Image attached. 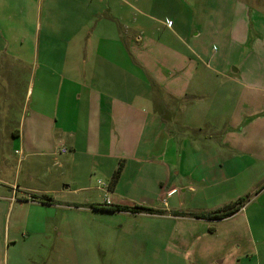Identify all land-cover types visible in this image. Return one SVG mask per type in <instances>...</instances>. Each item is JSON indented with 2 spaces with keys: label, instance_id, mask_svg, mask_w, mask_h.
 <instances>
[{
  "label": "crops",
  "instance_id": "obj_1",
  "mask_svg": "<svg viewBox=\"0 0 264 264\" xmlns=\"http://www.w3.org/2000/svg\"><path fill=\"white\" fill-rule=\"evenodd\" d=\"M191 3L0 0V138L12 136L14 152L30 165L24 180L16 175L12 195L24 201L17 204L20 208H52L41 212L38 225L29 226L33 232L18 221L0 228V264H145L138 256L144 243L172 255L164 264H222L202 245L187 262L170 250L177 227L192 237L213 220L175 215L184 208L167 196L189 188L195 194L186 211L208 212L222 206L198 207L192 201L234 192L229 198L234 202L260 183L264 52L256 57L246 35L222 41L219 52L208 49L205 27L213 15L206 4L195 11ZM214 33L220 40L218 28ZM253 53L256 62L250 60ZM250 64L259 67L250 69ZM203 67L214 72L220 85H202ZM194 74L199 78L193 85ZM8 141H0V148ZM62 148L66 151L59 152ZM121 164L120 178L113 183ZM91 170L110 178V184L87 186ZM255 170L262 172L255 173L259 179L252 186L221 192L222 186L237 185ZM95 190L101 192L100 200L93 199ZM45 194L57 202L33 200V195ZM107 197L111 205H144L162 213L91 206L104 205ZM11 198L0 195V201H11L9 222L15 208ZM245 206L217 223L241 217ZM112 213L164 220L169 240L159 243L152 232H129L123 224H112ZM238 224L254 237L246 218ZM54 232V246H43L37 260L28 256L29 235ZM97 247L103 257L96 255ZM248 260L246 247L230 264H250ZM160 262L156 257L147 264Z\"/></svg>",
  "mask_w": 264,
  "mask_h": 264
},
{
  "label": "rangeland",
  "instance_id": "obj_2",
  "mask_svg": "<svg viewBox=\"0 0 264 264\" xmlns=\"http://www.w3.org/2000/svg\"><path fill=\"white\" fill-rule=\"evenodd\" d=\"M191 2L195 11L198 9V6H200V3L206 4L208 14L213 15L212 19L214 21L209 23V26L205 27L207 28L206 35L208 49L219 52L224 46V42L222 41L227 40L230 36L246 35L250 36V40L252 41L250 44H252V51H255L256 57H259L264 52V0H191ZM219 5H221L222 8L216 7ZM168 24H170V22H168ZM193 28L195 27L193 26ZM215 28L219 29L220 40L217 38L218 35H215L214 33ZM253 55L254 53L252 56ZM253 57L254 58L250 60L256 62L257 58L255 56ZM257 67L259 66L256 64H250V69H255ZM259 73H261V69L259 70ZM200 76H202V78H206L205 82L202 81V85H220L218 81L219 78L215 76L213 71L207 68L203 67ZM252 77L258 76L252 75ZM198 78V75H193V85ZM16 108L19 110L20 107L17 106ZM248 123L249 121L246 122V125ZM16 126H18V123H16ZM241 127H243V125H241ZM4 140L9 141L7 144L5 143L4 147L0 148V179H2V182H0V195L8 197L12 196L11 200H14L12 201L15 203V208L13 212H10L12 213V217L9 222L10 215L7 214V211H9L7 205L11 201H0V228L3 226L7 227L9 223L12 227L13 225H16L15 222L18 221V225L33 232L29 226L38 225L42 221L43 213L41 212H44L45 210L51 211L52 208H42L31 205H24L21 208L18 207L20 205L19 203L23 202L22 204H24V201H18L20 198H17L16 196L13 197L12 184L15 183L16 175L19 173L23 180L26 178L30 165L27 159L23 160L22 155L14 152L12 148V136H10L9 139H6V137L0 138L1 142ZM256 172H259L260 174L262 171H250L247 178L243 179L241 183H237V185L226 184L222 186L223 189H221V192H229L232 187L231 192H233L236 188H240L241 190V188L252 186V184L259 179L258 177H255ZM86 180L87 186L91 188H96L97 186L103 184L108 186L111 182L110 178L108 179L105 175L95 170H91L90 173H88ZM99 180L102 181V184L99 183ZM263 185L264 177L261 179L259 184L253 185L254 187L251 191L252 194H250L251 196L249 197V200L245 203L246 211L240 215L241 217H237L236 220L231 219L223 223H217L218 220H213L209 222L210 227L207 228L206 231H202L200 227H198L197 231H194L192 237L184 236L180 231V228L177 227V233L173 236V241L175 243L170 245V250L176 251L178 255H180L183 259H186L187 262L189 259L193 258L194 249H196V247L199 248L202 245L203 249H208L209 257H214L217 262L222 261V264H230L233 260H236V256L240 255L246 247H249L250 260H248V262L250 264H264V189L261 195H256L255 193V191L259 190ZM179 191V194L174 197L170 198V196H167V198L172 204L177 205L180 203L184 208L183 210L186 211L187 207L185 206L190 204V198L195 193L191 192L189 188L184 192L182 189ZM92 193L95 194L93 196L94 200H100L102 198L100 191L95 190L92 191ZM233 195L234 192L228 195L230 197H227L226 195H224L225 197H216L217 195H210L209 193L201 198H196L195 201L192 202L193 205L198 207L220 205L222 206L221 208H223L232 202L229 198ZM242 196L246 195L243 193ZM173 198H175L178 203ZM154 200H156L155 204L157 206L160 204L162 205L160 200ZM18 212L21 213V218L16 217ZM30 213L31 217L28 219L29 222H25V216H28V214L30 215ZM242 218H246L247 221L250 222L254 237H252L249 232L246 233L243 231V225L238 224L235 226ZM109 219L112 224L121 226L123 224L124 229L129 230V232L139 229L152 232L153 235L157 236L156 238L159 243L162 241L167 242L169 240L167 239V232L163 229L167 226V223H165L164 220H159L151 216H139L125 213H112L109 215ZM54 222L57 223L58 218H54L53 223ZM25 225L26 227H24ZM56 235V232L51 235H39L33 233L29 235L27 240L28 248H26L28 249L26 250L28 256L35 260L39 259V253L41 249H43V246H49L51 243L53 246L55 245ZM145 241H147L146 238ZM238 244H242L241 250H239ZM98 248L102 249V247H97L96 255L98 257H103L102 250ZM254 248L256 249V253L253 251ZM138 256L143 259L145 264L152 259L155 260L156 257L161 261L160 264H164L165 262L167 263L172 258V255L166 253L161 246L159 249H156L155 246H146L145 243L138 251Z\"/></svg>",
  "mask_w": 264,
  "mask_h": 264
},
{
  "label": "trees",
  "instance_id": "obj_3",
  "mask_svg": "<svg viewBox=\"0 0 264 264\" xmlns=\"http://www.w3.org/2000/svg\"><path fill=\"white\" fill-rule=\"evenodd\" d=\"M122 171V164L118 167V169L115 171L113 175V183H116L119 178ZM264 186V185H263ZM251 195L247 194L246 196L240 197L236 201L224 206L223 208H219L214 211H208V212H186V211H174L173 213L175 215L179 216H191L195 218H203V219H211V220H221L224 218H227L233 214H235L237 211H239L245 203L249 200V197ZM40 200L43 203H56L57 201L53 198L52 195H42V196H36L33 195V200ZM92 207L96 209H102L110 212H117V211H126L131 213H148V214H154V213H162L161 210L154 209L152 207L144 206V205H134V206H128V205H121V204H115V205H99V204H93Z\"/></svg>",
  "mask_w": 264,
  "mask_h": 264
},
{
  "label": "built area",
  "instance_id": "obj_4",
  "mask_svg": "<svg viewBox=\"0 0 264 264\" xmlns=\"http://www.w3.org/2000/svg\"><path fill=\"white\" fill-rule=\"evenodd\" d=\"M171 23V22H170ZM66 151V149H64V148H62V149H59V152H65ZM99 183L100 184H102V182L101 181H99ZM110 199L107 197L106 198V200H105V204H107V205H110Z\"/></svg>",
  "mask_w": 264,
  "mask_h": 264
}]
</instances>
